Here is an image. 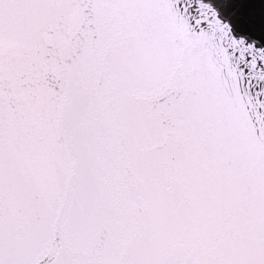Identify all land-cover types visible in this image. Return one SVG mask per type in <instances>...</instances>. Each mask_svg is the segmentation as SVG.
Instances as JSON below:
<instances>
[{
	"label": "snow or ice",
	"instance_id": "obj_1",
	"mask_svg": "<svg viewBox=\"0 0 264 264\" xmlns=\"http://www.w3.org/2000/svg\"><path fill=\"white\" fill-rule=\"evenodd\" d=\"M0 264H264V0H0Z\"/></svg>",
	"mask_w": 264,
	"mask_h": 264
}]
</instances>
